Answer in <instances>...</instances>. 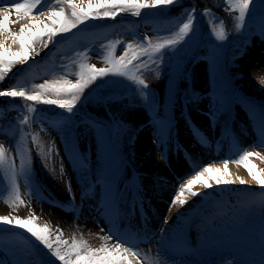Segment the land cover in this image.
I'll use <instances>...</instances> for the list:
<instances>
[{
  "label": "rangeland",
  "instance_id": "obj_1",
  "mask_svg": "<svg viewBox=\"0 0 264 264\" xmlns=\"http://www.w3.org/2000/svg\"><path fill=\"white\" fill-rule=\"evenodd\" d=\"M184 1L142 10L139 17L128 10L115 19H89L73 30L84 28L78 34L71 31L57 35L47 49L37 44L39 55L29 59L19 74L16 72L23 66L14 64L0 81V90L35 91L33 85L46 80L75 82L82 65L109 67V60L118 59L129 43L133 45L129 54L138 53L144 61L139 62L140 70L130 66L127 76L97 79L77 102L76 108L104 122L105 128H97L86 117L80 119L77 128L66 119H54L65 112L55 105H49L50 113H45L52 117L40 115L35 124L28 120L24 124L21 104L28 101L22 98L12 99L16 104L13 108L0 107V145L5 149L0 164V217L32 216L38 226L47 224L54 234L69 241L61 246L65 252L73 241L93 249L110 246L113 239L100 244L93 232L100 231L99 238L110 234L117 239L119 229H133L139 216L145 218L152 213L153 226L147 235L132 237L136 241L134 250L144 264H221L222 259L232 257L237 264H264V186L259 183L264 179V33L260 31L264 0H254L239 30L238 10L228 11L231 29L237 32L230 38L215 12H208L199 27L194 23L190 35L180 40L179 27L190 10ZM13 2L16 0H0V7ZM61 7L71 15L67 4H56L55 0H44L37 11ZM15 18L13 13L11 19ZM167 26L174 30H167ZM39 27L43 29V25ZM10 28L18 31L19 25L11 24ZM220 31L227 37L223 42L216 39ZM194 33H199L200 45ZM146 36L151 45L145 42ZM171 39L178 41L175 51H171L172 46L160 53L151 50ZM141 44L149 48L148 54L139 52L137 45ZM161 54L163 63L157 67L152 59ZM38 62L46 68L33 76L29 87L26 74ZM139 79L149 85L142 89L146 101L139 94ZM187 113L193 121L185 116ZM237 126L244 131L241 136ZM18 128L24 131L18 132ZM112 131H116L114 144L136 168V175L131 176L128 167L119 168L110 143ZM185 142L193 145L192 151L185 148ZM152 147H157L159 155L154 166ZM245 151L259 155L237 163ZM178 154L197 165L191 171L171 169L168 159ZM225 160L229 163L224 173L208 174L211 188H204L201 182L193 186L200 195L185 193V205L173 203L181 184L204 167L223 168ZM248 168L257 175L256 180ZM119 169L122 178L117 174ZM216 177L235 183L217 186ZM238 178L247 183L241 185ZM123 185L126 190L119 196L118 189ZM151 189L155 196L149 195ZM69 203L75 209L64 213L62 206ZM139 205L147 209V214L133 210ZM63 222H67L68 232L56 233L57 224ZM16 229L19 227L0 223V232L8 234ZM165 229L178 242L166 252L156 243ZM26 240L22 236L0 238V264H48ZM53 259L50 264H54Z\"/></svg>",
  "mask_w": 264,
  "mask_h": 264
},
{
  "label": "snow or ice",
  "instance_id": "obj_2",
  "mask_svg": "<svg viewBox=\"0 0 264 264\" xmlns=\"http://www.w3.org/2000/svg\"><path fill=\"white\" fill-rule=\"evenodd\" d=\"M44 0H16V2L10 3L9 7H0V81H3L7 73H9L14 67L15 63H19L21 66L26 64L29 59L39 55L37 51V44L47 49L50 42L54 41L57 35H64L72 30L76 29L79 25L86 23L89 19H115L117 15L126 12L128 10H134L132 15L139 17L141 11L145 9L167 8L177 3V0H55L56 4H67L71 9V15L68 16L65 13L63 7L59 10L55 8L44 9L43 11H37V8ZM228 7L224 8V11L238 10V21L236 27L237 30L244 26L246 16L249 14V10L254 0H225ZM3 4V3H0ZM86 5V7H85ZM208 9H205V14L208 13ZM15 13V20L11 17ZM195 9L189 13L188 19L181 23L179 27V38L184 40L188 37L193 30ZM45 20L51 21V24H46ZM23 21V23H21ZM222 23V21H219ZM11 24L19 25V30L14 31L10 28ZM43 25V29L39 27ZM260 31L264 33V18ZM216 39L218 41H225L227 39L223 31L217 32ZM145 42L151 45V40L147 36ZM178 44L176 39L167 40L164 43L155 45L151 50L156 53H160L166 46H172L171 51H175V45ZM15 46V47H14ZM140 53L148 54L149 48L144 47L142 44L137 45ZM133 45L127 44L124 53L116 60H109V67L97 68L95 65H82L83 69L79 73V77L75 82L64 79L62 81H45L40 84L33 85L35 91L28 92L21 88H11L8 90H0V97H7L11 99L22 98L29 102H35L43 105H55L58 108L66 110L68 113H72L76 107L77 102L81 100L84 90L97 79L103 78L109 75L127 76L131 70L130 66L139 69V62L142 61L141 55L138 53L129 54L128 50H131ZM34 54V55H30ZM163 63V54L152 59V64L160 67ZM159 75V73H157ZM136 79L135 77H132ZM141 88L139 94L146 101L148 99L146 93L142 89H147L149 85L145 83L143 79L138 81ZM62 97H70V99H64ZM29 112H36L35 108L29 107ZM264 115V114H262ZM27 117L22 118V123H27ZM24 129L18 128V132H22ZM4 146L0 145V164L4 162ZM253 155H259V153H253L245 151L237 161L243 162L248 160ZM228 160L223 162V168L219 167H204L202 171H199L194 178L188 179L186 183L181 184L180 194L174 197L173 203L179 201L181 206L187 203L184 198L185 193H188L192 197L200 195V193L193 191V186L203 182V187L208 189L213 185L208 181L212 177L208 176L209 173H224L228 168ZM247 167V165H245ZM249 173L252 175L253 180L257 179V175L252 173V169L248 168ZM205 177H208L205 179ZM239 179V178H238ZM233 184L232 179L215 178V184L217 186L221 184ZM241 185L247 182L244 179H239ZM259 183L264 186V179H261ZM69 192H71L70 184L67 185ZM16 199L20 197L17 195ZM23 203V201H21ZM171 210V205H169ZM0 223L6 225L18 226L21 229L26 230L32 237L40 242L46 249L51 252L52 256L61 261L62 264H144V261L139 257L137 251L134 250V245L129 243H123L119 239H115L110 234L105 236L104 239H113L114 243L110 246L100 248H89L84 245H79L75 241L71 243V246L67 251L62 252L61 246L68 245L69 241L63 239L62 235L54 234V230L47 224L38 226L35 223V219L29 216L27 219L3 216L0 217ZM164 223H168L167 220ZM62 229L57 228L56 233H62ZM54 237V238H53ZM56 245L54 247L53 245ZM156 243L160 246L162 251H168L176 246L178 242L169 237L166 229L159 234V240ZM74 257V258H73ZM237 264L235 257L231 259L222 260L221 264ZM174 264H181V261H175Z\"/></svg>",
  "mask_w": 264,
  "mask_h": 264
},
{
  "label": "trees",
  "instance_id": "obj_3",
  "mask_svg": "<svg viewBox=\"0 0 264 264\" xmlns=\"http://www.w3.org/2000/svg\"><path fill=\"white\" fill-rule=\"evenodd\" d=\"M184 5L190 6L192 9L193 8L195 9V16L194 17H196L197 21H194V22L197 23V27H199L198 23L204 21V16L206 15L205 9H208L209 10L208 12H213V13L215 12L214 14L220 19V21H222V24H223L225 31L227 33V36H229V38L231 36H234V34L237 33V32H235L234 29H231L230 24H231L232 18H230V14H228V12L224 11V8H226V5H227L224 0H185ZM178 8H180V5L177 7V9ZM194 34H195L194 40L197 41L198 45H200L202 43V41L200 40V35L197 36V34H199V33H197V34L194 33ZM40 63L41 62H38L36 67H34L33 69L31 68L30 71L26 74L27 75L26 78H27V82H28L27 86L32 87V81L31 80H32L33 76L36 73L40 72V70H42V69L44 71V69L46 68V66L44 64L39 65ZM29 90L30 89H28V92H32ZM13 104H15V103L12 101V99L7 100V99L0 98V107H3L4 109H8ZM48 106L49 105L37 104L35 102L33 104H32V102H29V101H28V103L24 102L21 104L22 115H24V117L26 116L28 118L27 119L28 122H34L36 119L37 113H46V112L50 113L49 112L50 108ZM29 107L35 108L36 112H29L28 111ZM59 114H61V116H64V117H67L68 119H70L73 124H75L76 122L78 123V121H79V119H81V117H87V118H90V119L98 122L100 124L99 126L101 128L106 127L105 124L103 125L104 122L102 123V121L97 120L96 117L87 115V113L85 111H83L82 109H80L78 107L77 108L75 107L73 109L72 113H68L65 110V112L59 113ZM114 133H116V131L115 132L112 131V133H109L110 143L112 144V149H113V154L116 156V159H117L119 165L124 164V163L131 165L128 162L127 158L123 155V152L120 150L119 146L114 144L113 141L116 139V135ZM14 232L21 233L27 239V241L30 243V245L34 249H36V251L42 257V259H44L46 261V263L50 264V261L53 259L54 256H52L51 252H49L48 249L43 248L41 243L38 242L34 237H32L26 230L19 228V229H16ZM49 256H51V258ZM53 260H54L53 261L54 264L58 263L55 257Z\"/></svg>",
  "mask_w": 264,
  "mask_h": 264
},
{
  "label": "bare ground",
  "instance_id": "obj_4",
  "mask_svg": "<svg viewBox=\"0 0 264 264\" xmlns=\"http://www.w3.org/2000/svg\"><path fill=\"white\" fill-rule=\"evenodd\" d=\"M237 132H238V135L241 136L244 131L237 126ZM184 146L188 150L192 151L193 145L190 142H185ZM151 152H152L151 158H152L153 166H154V164H155L154 162H159V160H158L159 155H158L157 147H152ZM168 165L171 169L173 168L175 170L180 169V170H185V171L190 169V171H191L197 164L196 163L194 164L193 159H188V158H185L184 155L182 156V155L178 154L176 157H170L168 159ZM157 168H158V166H157ZM157 168L155 167L154 169H157ZM234 169H237V171L240 173L244 172V170H242V168H240V167H234ZM157 176L159 177V175H157ZM149 195L151 197L155 196L154 189L150 190ZM134 208H136V211L138 213H144L145 212L147 214V209L142 208V205L141 206L139 205L138 207H136V206L133 207V210H134ZM153 219H154V214H152V213L145 216V218L144 217L141 218V216H139L138 220L135 222V224H133V229L126 228V229H124V231L119 229L117 231L118 237L124 239L125 241L130 242V241L135 240L132 237L138 236L139 230L142 234H147L149 229H151V226H153ZM57 226H58V228L65 230L64 232H68L67 222H63L62 224H57ZM93 233L95 234L97 241H99L100 244L101 243L104 244V241H105L104 238L103 237L99 238L100 231L95 230V232H93Z\"/></svg>",
  "mask_w": 264,
  "mask_h": 264
}]
</instances>
